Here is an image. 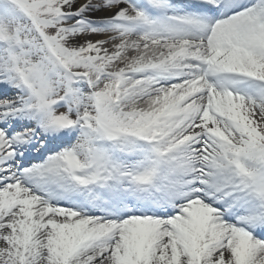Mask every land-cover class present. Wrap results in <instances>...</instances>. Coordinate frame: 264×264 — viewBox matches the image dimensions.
I'll return each instance as SVG.
<instances>
[{
	"label": "snow or ice",
	"instance_id": "obj_1",
	"mask_svg": "<svg viewBox=\"0 0 264 264\" xmlns=\"http://www.w3.org/2000/svg\"><path fill=\"white\" fill-rule=\"evenodd\" d=\"M0 264H264V0H0Z\"/></svg>",
	"mask_w": 264,
	"mask_h": 264
}]
</instances>
